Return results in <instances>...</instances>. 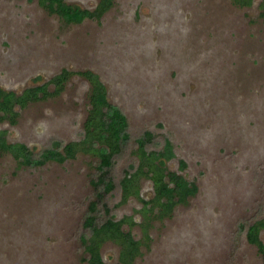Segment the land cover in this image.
Returning <instances> with one entry per match:
<instances>
[{
	"label": "rangeland",
	"instance_id": "obj_1",
	"mask_svg": "<svg viewBox=\"0 0 264 264\" xmlns=\"http://www.w3.org/2000/svg\"><path fill=\"white\" fill-rule=\"evenodd\" d=\"M100 0H64L93 10ZM67 70L60 93L16 109L0 122L8 143L26 145L37 160L48 149L82 139L91 71L129 133L168 139L166 166L197 190L168 216L143 219L142 204L108 198L110 217L140 241L132 264H264L245 239L264 219V0H113L98 20L67 24L38 0H0V90L20 93ZM53 91V86L49 87ZM161 146V145H160ZM133 142L115 172L132 161ZM95 157L78 153L62 164L19 167L0 153V264H87L83 221L93 201ZM139 195L153 196L149 177ZM105 213H101V218ZM148 237V238H146ZM259 237L264 243V229ZM107 264L119 246L100 248Z\"/></svg>",
	"mask_w": 264,
	"mask_h": 264
},
{
	"label": "trees",
	"instance_id": "obj_2",
	"mask_svg": "<svg viewBox=\"0 0 264 264\" xmlns=\"http://www.w3.org/2000/svg\"><path fill=\"white\" fill-rule=\"evenodd\" d=\"M235 1L243 6L250 4V0ZM38 2L48 14L56 15L67 24H79L86 19L98 20L113 5V0H100L93 10H87L67 5L64 0ZM71 74L62 70L47 82L27 87L20 93L0 90V122L7 121L14 125L18 116L17 108L24 109L28 104L57 95ZM78 75L90 84L89 109L83 125L82 139L68 143L59 150L48 148L34 160L32 151L26 145L8 143L4 131H0V153L10 155L19 167L42 166L50 162L62 164L67 160H74L78 153L95 157L94 176L90 180L93 201L89 203L83 221V229L87 231V235L81 237L85 261L87 264H107L101 257L100 248L111 242L119 246L118 262L115 264H132L141 255V243L133 238L130 231H124L123 226H132L135 221L130 217L119 220L110 217L108 198L118 191L119 206L129 197H134L142 204L139 213L143 215V219L155 208H158V216L164 218L177 206L186 204L195 195L197 188L179 173L186 168L184 161L179 160L178 171L166 166V162L174 158L173 145L168 139L160 144L155 141L154 133L148 130L131 137L125 115L108 101L106 87L98 76L91 71ZM50 86H53V91L49 90ZM131 141L132 161L121 174H117L115 170L119 160ZM146 176L152 181L153 196L149 200L141 198L138 189L139 178ZM102 212L105 216L101 218ZM262 229L264 219L252 222L246 227L245 239L264 257V243L259 237Z\"/></svg>",
	"mask_w": 264,
	"mask_h": 264
}]
</instances>
